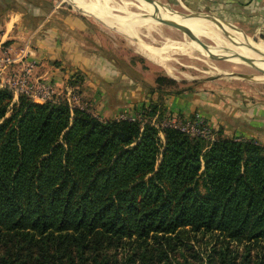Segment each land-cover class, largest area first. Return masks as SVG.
<instances>
[{"label":"trees","instance_id":"16d2710c","mask_svg":"<svg viewBox=\"0 0 264 264\" xmlns=\"http://www.w3.org/2000/svg\"><path fill=\"white\" fill-rule=\"evenodd\" d=\"M13 100L0 89V264H264L254 140L160 131L152 102L144 124Z\"/></svg>","mask_w":264,"mask_h":264},{"label":"crops","instance_id":"0c3cea01","mask_svg":"<svg viewBox=\"0 0 264 264\" xmlns=\"http://www.w3.org/2000/svg\"><path fill=\"white\" fill-rule=\"evenodd\" d=\"M5 1L0 0V9L5 8ZM180 1L187 8L209 12L228 21H224L228 24L239 25L245 31L259 35L264 42V0ZM38 10L7 8L0 11V57L1 49L6 46H12L18 52L28 40L32 41L37 54L35 77L51 82L64 94L74 92L79 95L83 104L101 120H117L125 113L136 114L152 101L164 111L186 118H192L195 113L202 114L217 137L244 138L264 144V109L257 108L245 96L233 92L211 94L195 91L158 99L145 98L142 88L131 84L128 74L120 73L118 69H104L95 53L89 55L78 46L71 45L70 41L57 38L59 34L53 28L55 19L49 15L44 18ZM27 15L29 17L24 18ZM19 68L20 65H14L10 71ZM9 75L5 74L0 79L5 80ZM80 75L82 79H76Z\"/></svg>","mask_w":264,"mask_h":264},{"label":"rangeland","instance_id":"374dc122","mask_svg":"<svg viewBox=\"0 0 264 264\" xmlns=\"http://www.w3.org/2000/svg\"><path fill=\"white\" fill-rule=\"evenodd\" d=\"M78 1L6 0V5L5 3L3 5L5 6V10L10 6L16 5L19 7L20 11H29L31 5L33 7L38 5V11L40 14H43L44 18L49 15V18H52V20L55 19L53 28L55 29L56 34H59V37L56 36L57 38L70 41L71 45L78 46L80 49L85 50L89 55L95 53L97 55V59L103 63L104 69H118V72L123 74L126 73V75L128 74L132 79L131 84L136 87L142 88L145 98H163L167 94L173 96L176 95V92L180 91H184V93L200 91L203 93L208 92L211 94H216L217 92H233L234 94L237 93L240 96H245V98H247V100H249L253 105H256L257 108L260 107L261 110L264 109L263 68L259 66L257 70L249 66L248 64L240 62L236 59H220L216 56V58H210L209 55H207V52H205L204 50H217L223 48V46L215 42L213 38H207L198 31H194L192 35H189L185 32L177 30L176 28L168 27L165 25L158 27L147 26V29H139L138 31H136L135 35L137 36V39L142 41L146 45H150L153 52H155L156 55L159 56V58H168L171 68L175 70V77H173L165 67L152 63L149 60L152 58H147L146 56L144 57L141 53H138L136 49L137 40L136 42L129 40L126 37L123 29H121L117 25L103 23L86 11V7H91V5H98L100 7L103 6L102 9H105L106 11H104L108 15H111L112 17L116 16L113 17L114 19H116L117 17L121 19H128L133 18V15L127 12L130 11V6L140 7L143 0H133L135 3L134 5H129L122 0H108L109 3H107V0H92V2L91 0H87L90 5L84 3L82 0ZM155 1L166 5V9L168 10V12L182 15H191L193 13L211 14L209 12L200 10L197 11L187 8L181 3L180 0ZM108 4L111 6H109ZM156 7L162 8L161 6ZM121 9L127 11H121ZM148 9L149 15H151L152 17L157 16L155 13L160 12L152 11L150 8ZM133 11L138 12V14H142L141 11L137 9H134ZM160 14L162 15V18L172 20L168 14H165L163 12H160ZM104 16L108 17L105 14ZM27 17H29V15L24 18ZM218 18V22L221 25L232 28L236 32H239V30L242 31L244 35L241 34L242 36L237 37L243 39L244 43H247L249 47H251L252 44H250L249 41L244 37H248L251 41L264 47V42L259 37V35H254L252 32L245 31L239 25H232V23L228 24L226 23L228 21L223 20L220 17ZM179 19L181 18H178L177 20ZM201 19H203L202 21L213 23L206 18ZM6 20L7 18H5V21ZM203 23L206 24L207 27L208 25H210L205 22ZM143 25L144 24H142V26ZM219 31L222 32V29H219ZM226 32H229L230 35ZM232 34L234 33L229 30H225V34L223 35L226 36V39H229L228 36L231 38H235L231 36ZM193 45H197L198 47L197 51L192 55L176 52V49H178V47L180 46ZM248 59L256 62H261L250 57H248ZM60 64L63 63L60 62ZM76 79L81 80V75ZM159 90H161V92ZM165 112L168 113L165 114V116L171 117L174 115V113H172L171 111L165 110ZM205 241L206 240H204V242ZM195 247L196 250H200L201 252H205L207 249L205 247V244H202V248H200L198 244H196Z\"/></svg>","mask_w":264,"mask_h":264},{"label":"built area","instance_id":"2783aa9c","mask_svg":"<svg viewBox=\"0 0 264 264\" xmlns=\"http://www.w3.org/2000/svg\"><path fill=\"white\" fill-rule=\"evenodd\" d=\"M0 57V78L5 74H10L5 80L0 79V89H7L14 96L13 102H17L19 97L25 96L36 104L67 103L70 108L87 109L88 106L83 104L82 98L74 92L64 94L56 88L51 82L42 78H36L34 71L37 65L36 50L32 46V41L28 40L26 44L18 50L14 51L12 46H6L1 49ZM14 65H20L18 70L10 71ZM89 111V110H88ZM118 121H142L138 114H122ZM160 131L164 129H176L191 137L202 138L210 143L217 139V133L208 120L200 113L195 114L192 118H186L180 114H174L171 117L165 116L162 120L158 116L150 122ZM161 137L163 135L161 133ZM239 141L245 142L247 139L237 138ZM257 145L264 147V144L254 140Z\"/></svg>","mask_w":264,"mask_h":264},{"label":"bare ground","instance_id":"6f19581e","mask_svg":"<svg viewBox=\"0 0 264 264\" xmlns=\"http://www.w3.org/2000/svg\"><path fill=\"white\" fill-rule=\"evenodd\" d=\"M82 1L84 3L90 5L87 0H82ZM122 1H124L125 3H127L129 5L135 4L133 0H122ZM91 2H92V0H91ZM107 3H109L108 0H107ZM153 5H151V3L149 4L148 2L143 0L142 5L140 7L139 6L138 7L130 6V11L121 9V11H127L128 13L133 15V18H128V19H121L119 17L114 19L113 17H116V16L112 17L111 15H108L107 13H105L106 10L102 9L103 6L100 7L98 5L97 6L91 5V7H86V11L90 15L94 16L96 19L100 20L103 23L111 24V25H117L121 29H123V31L126 34V37L129 40L135 41V42L137 40L136 49H137L138 53H141L144 57L146 56L147 58H152L153 60L149 59L152 63H154L156 65H160V66L162 65L163 67H165L167 69V71L173 77H175L174 76L175 70H173V68H171V66L169 64L170 61H168V58L167 57L163 58V59L159 58V56L156 55L155 52H153L150 45L144 44L142 41L138 40L137 36L135 35L136 31H138L139 29H147V26L158 27V26L164 25L158 20V18H162V15L160 14V12L168 14L170 16V18L172 19L171 21H174V22L177 21L178 23L186 25L187 27H189L191 29L192 33L194 31H198L199 33L206 36L207 38H210V39L213 38V40L215 42H217L218 44L223 46V48L217 49V50L206 49V50H209L210 52H212V54L214 56H216L218 58H228L229 60L236 59L240 62H242V59L252 61V60L248 59V57H250V58H253L255 60L261 61V62H256V61H252V62H255L256 68L261 66V68H263V71H264V47H262V46L256 44L255 42L251 41L248 37L243 36L244 38H246L249 41L250 44H252L251 47H253V48L249 47L247 43H244L243 39L238 38L237 36H242V35L239 32H236L235 30H233L232 28H228L226 26H223L220 23L216 24L214 22L210 23L207 21H202L203 19H201L200 17L186 16V15H182V14L168 12L167 9L156 7L159 5H155V6H153ZM109 6H111V5H109ZM146 6L148 8H150L152 11H160V12L155 13L157 16L152 17L151 15H149V12H148L149 9ZM134 9L141 11L142 14H138V12H134L133 11ZM104 14L107 15L108 17L104 16ZM178 18H181V19L177 20ZM163 19L170 20L167 18H163ZM203 22L210 24L211 26L208 25V27L210 29ZM142 24H144L143 26H145V27H143ZM214 26H217L220 30L222 29V32H220L219 29L217 27H214ZM168 27H170V26H168ZM225 30H229L235 34V35L234 34L231 35V36L235 37V38H232L234 41L225 38L226 36L223 35V34H225ZM192 33L190 35H192ZM226 33L229 34V32H226ZM231 44L233 45V47ZM197 47H198L197 45H195V46L194 45L193 46H180V47H178V49H176V52H180V53L187 54V55H192L197 51ZM248 48H251V49H248ZM207 55H209V54L207 53Z\"/></svg>","mask_w":264,"mask_h":264},{"label":"water","instance_id":"95a60500","mask_svg":"<svg viewBox=\"0 0 264 264\" xmlns=\"http://www.w3.org/2000/svg\"><path fill=\"white\" fill-rule=\"evenodd\" d=\"M145 1L148 2V3L154 4V5H159V6H161L162 8H165V9L167 8L166 5L161 4V3H158V2L155 1V0H145ZM168 9H170V8H168ZM186 16L202 17V18H206V19H208V20H210V21H212V22H214V23H216V24H219V22H218V19H219V18L216 17V16H214V15H212V14H206V13H193V14H191V15H186ZM158 20H159L162 24H164V25H166V26H170V27L176 28L177 30H180V31L185 32V33H188L189 35L192 33L191 29H190L189 27H187L186 25H184V24H181V23H178V22H174V21H171V20H166V19H163V18H158ZM228 38H229L230 40H232L231 37L228 36ZM204 51L207 52V53L209 54V57H210V58H216V57L212 54V52H210V51H208V50H204ZM220 59H223V58H220ZM242 62L248 64L249 66H251V67H253V68H255V69H257L256 66H255V62L248 61V60H244V59H242ZM257 70H258V69H257Z\"/></svg>","mask_w":264,"mask_h":264}]
</instances>
